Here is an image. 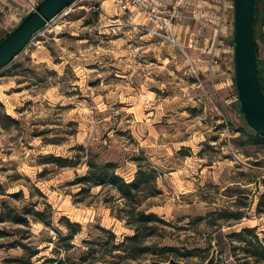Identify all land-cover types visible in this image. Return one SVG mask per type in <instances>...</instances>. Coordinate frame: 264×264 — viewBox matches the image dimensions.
Returning <instances> with one entry per match:
<instances>
[{"label":"rangeland","instance_id":"obj_1","mask_svg":"<svg viewBox=\"0 0 264 264\" xmlns=\"http://www.w3.org/2000/svg\"><path fill=\"white\" fill-rule=\"evenodd\" d=\"M41 1L0 0V41ZM58 15L0 69V181L17 193L0 195V214L6 201L17 214L45 211L50 223L32 213L31 226L0 222V264H264L235 234L257 226L264 237V139H252L240 112L235 60L234 81L215 90L201 70L184 73L182 59L195 62L185 47L143 28L109 34L100 28L109 17L88 2ZM229 32L221 42L233 46L234 26ZM89 160L115 162L128 181L139 164L155 167L152 195L129 203L110 185L91 186L83 180ZM140 211L158 218L139 222ZM64 216L82 225L70 250ZM138 229L137 240L127 239ZM111 232L121 250L109 251Z\"/></svg>","mask_w":264,"mask_h":264},{"label":"water","instance_id":"obj_2","mask_svg":"<svg viewBox=\"0 0 264 264\" xmlns=\"http://www.w3.org/2000/svg\"><path fill=\"white\" fill-rule=\"evenodd\" d=\"M75 0H42L0 41V69ZM257 0H235L234 60L239 102L249 125L264 136V88L255 43Z\"/></svg>","mask_w":264,"mask_h":264},{"label":"trees","instance_id":"obj_3","mask_svg":"<svg viewBox=\"0 0 264 264\" xmlns=\"http://www.w3.org/2000/svg\"><path fill=\"white\" fill-rule=\"evenodd\" d=\"M262 7H263L262 0H257L256 14H255V43H256V50H257L258 62H259V72H260V77H261V81H262L263 88H264V58H262L260 54V46L258 43V29H257V25L260 23V20L263 17ZM233 44H234V41H233ZM235 83H236V78H235ZM238 106H239L241 114L244 116L239 100H238ZM240 131L245 133L246 129L243 128ZM252 131L256 134V137L252 138L256 141V143H259L261 139H264V136L261 135L259 132H257L255 129L252 128ZM88 163L90 165V169H89L88 174L85 177H83V180L87 181L91 186L105 187V186L110 185L116 188L129 203L137 202L139 195L141 196H143L144 194L152 195L153 193L152 191H150L151 182L153 179L155 180L157 176L156 168L153 166L147 167V166H144L143 164H139V170L137 171L135 178L132 181H128L125 179L124 176H122L121 174L117 172L118 166L115 162H107L104 164H99L95 162L94 160H89ZM6 194L10 196L17 195V193H10V194L7 193L2 182L0 181V195H6ZM2 203L3 205H5L4 207L7 209V215L4 213L0 214V222L11 221L14 223L31 226V220L28 217L29 215L28 213H32L33 215H35V217H37V218H34L35 220L44 221L45 224L47 225L50 224L47 220H45L44 217L40 218V216L45 215L44 214L45 211L33 210V212H26L27 216H25V215L17 214L15 208H12L11 206H9L6 203V201H3ZM135 211L136 210L134 209L131 210V214L134 215ZM258 211L260 214H264V192L261 195V201L258 205ZM138 214H139L138 221L142 223H148L158 218L156 213H145V212L140 211L138 212ZM239 216L240 214H238L237 217ZM63 219L67 221L68 223L67 225L71 228V231L69 234L61 236V241L66 242L65 245L67 246V249L70 250L75 247V245L72 244V239L75 238V236L79 232H81L82 225L79 222H72L67 216H64ZM5 233H6L5 230L0 229V237L3 236ZM235 234L240 237L241 241L244 244L243 249L246 250L249 257H253L256 260V262H264V237H262L259 234L257 226L245 227L240 232H236ZM139 236H140V229L137 230L136 234L132 236H127V239L137 240ZM85 242L93 244L95 241L89 239V240H85ZM109 243L111 244V247H112L109 250L111 252H114L116 250H121L122 249L121 247L124 246L123 244L124 242L117 241V235L114 232H111V241H109ZM24 247H28V246H24ZM149 248H141V249L142 251H147ZM39 253H40V250L36 249V250H32L29 253V255L31 258H33L34 256H37ZM51 261L52 262L58 261L59 263H62V260L59 261L58 258H45L43 261L42 259L39 258L36 262L31 261L30 264H46ZM70 262H71L70 264H82V262H77L76 260H73V261L70 260ZM176 264H182V263H176Z\"/></svg>","mask_w":264,"mask_h":264},{"label":"crops","instance_id":"obj_4","mask_svg":"<svg viewBox=\"0 0 264 264\" xmlns=\"http://www.w3.org/2000/svg\"><path fill=\"white\" fill-rule=\"evenodd\" d=\"M164 2L171 12L176 14L178 40L187 48L190 58L197 62L201 75L205 77L202 84L210 83L215 90H220L226 83H232L234 46H226V43L221 42L226 39L217 31L216 0H164ZM25 10L26 8L23 11ZM21 13L18 11L13 18L22 16ZM215 52L220 55L215 56ZM180 66L184 67V73L190 74L189 60L182 59ZM195 84L200 83L195 81Z\"/></svg>","mask_w":264,"mask_h":264},{"label":"built area","instance_id":"obj_5","mask_svg":"<svg viewBox=\"0 0 264 264\" xmlns=\"http://www.w3.org/2000/svg\"><path fill=\"white\" fill-rule=\"evenodd\" d=\"M82 2H88L91 8L101 10L102 18L109 17L110 23L100 27L109 34H126L133 29L143 28L153 38L184 48L176 34V14L171 12L164 0H75L72 5ZM216 11L217 31L221 36L230 35V28L234 26L235 0H218ZM56 17L36 36L45 34ZM139 18L141 21L137 22ZM190 74L199 75V68L194 61L191 62Z\"/></svg>","mask_w":264,"mask_h":264}]
</instances>
